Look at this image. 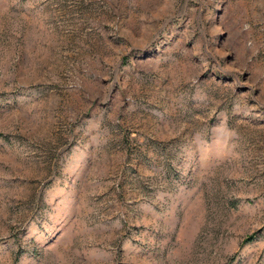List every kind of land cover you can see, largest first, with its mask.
I'll list each match as a JSON object with an SVG mask.
<instances>
[{
    "label": "rangeland",
    "instance_id": "1",
    "mask_svg": "<svg viewBox=\"0 0 264 264\" xmlns=\"http://www.w3.org/2000/svg\"><path fill=\"white\" fill-rule=\"evenodd\" d=\"M0 264H264V0H0Z\"/></svg>",
    "mask_w": 264,
    "mask_h": 264
},
{
    "label": "trees",
    "instance_id": "2",
    "mask_svg": "<svg viewBox=\"0 0 264 264\" xmlns=\"http://www.w3.org/2000/svg\"><path fill=\"white\" fill-rule=\"evenodd\" d=\"M251 239H253L252 237L251 238H249L248 240H246V241H249V240H251Z\"/></svg>",
    "mask_w": 264,
    "mask_h": 264
}]
</instances>
